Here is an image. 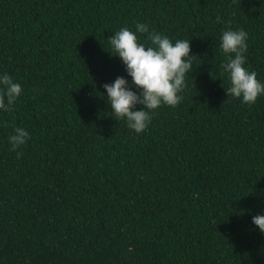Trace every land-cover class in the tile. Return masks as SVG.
Listing matches in <instances>:
<instances>
[{
	"label": "trees",
	"instance_id": "1",
	"mask_svg": "<svg viewBox=\"0 0 264 264\" xmlns=\"http://www.w3.org/2000/svg\"><path fill=\"white\" fill-rule=\"evenodd\" d=\"M137 23L196 57L183 100L139 135L101 98L131 79L107 39ZM229 28L248 32L264 81V0H0V72L23 89L0 112V264H264L251 223L264 213V96L228 97ZM16 127L31 134L19 156Z\"/></svg>",
	"mask_w": 264,
	"mask_h": 264
},
{
	"label": "clouds",
	"instance_id": "2",
	"mask_svg": "<svg viewBox=\"0 0 264 264\" xmlns=\"http://www.w3.org/2000/svg\"><path fill=\"white\" fill-rule=\"evenodd\" d=\"M146 39L141 42L140 35ZM248 32L243 28L225 29L219 40L223 60L220 74L226 76L228 97L254 104L264 96V81L247 65ZM116 57L124 66L127 77L117 76L105 83L102 99L111 109L116 121H124L137 135L152 123L155 111L161 106L175 107L183 100L187 79L194 70L196 57L191 55L188 39L173 40L168 35L150 29L147 23H137L135 30L121 27L107 39ZM95 86V85H94ZM22 85L7 72H0V112H8L22 95ZM137 105L142 107L138 108ZM31 134L16 127L7 137L9 151L20 155ZM264 199V193H256ZM254 230L264 234V213L252 216ZM264 251V246H261Z\"/></svg>",
	"mask_w": 264,
	"mask_h": 264
}]
</instances>
